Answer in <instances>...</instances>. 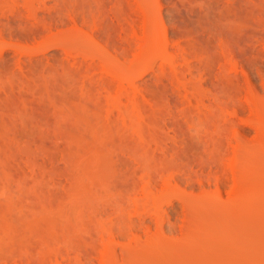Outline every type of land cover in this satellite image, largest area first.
I'll use <instances>...</instances> for the list:
<instances>
[{
	"label": "rangeland",
	"instance_id": "1",
	"mask_svg": "<svg viewBox=\"0 0 264 264\" xmlns=\"http://www.w3.org/2000/svg\"><path fill=\"white\" fill-rule=\"evenodd\" d=\"M19 1L23 3V0L17 3ZM39 1L35 0V5L36 2H43L45 7L54 4L52 0ZM127 1H131L128 8L133 4L127 14L132 10L129 14L134 16L138 12L140 18L142 7L146 10V7L151 9L152 5H158L154 6L153 10H157L151 16L153 18L156 13V22L152 19L155 34L148 36L150 40L156 36L155 40L161 43L158 41L160 45H157L153 40L155 46L149 44L151 40L146 42L149 50L147 46L142 47V18L137 19V24L130 25L132 28L127 26L130 30H127L130 34L127 38L131 36L132 46L127 45L124 68L120 54L114 57L118 49L116 52L112 46L108 53L115 51L114 62L108 54L102 58L104 61L100 57L97 60L98 55L94 53L87 59L91 50L87 52L82 44L89 35L84 37L83 30L75 33V28L77 31L88 29L79 22L82 20L80 10V16L73 13L77 16L75 22L68 21L64 27L58 24L59 28L56 24L51 29V34L59 38L63 30L66 31L64 38L61 37L63 40L75 37L71 45L70 41H62L68 50L61 45H50L44 53H33L35 56L29 52L33 44L32 29L27 25L16 28L24 36L29 33L27 37L31 38L25 41L26 37L19 33L17 38V32H14L16 36L11 35L8 24L6 27L5 23H0V31L3 30L0 55L1 48L4 49L0 56V61L3 57L4 62L0 63V264H264V35H261L264 33V12L258 9L262 8L261 4H255L261 6L256 7L261 11L258 12L253 0H244L255 9L254 13L257 11L252 14L247 8L249 17L246 12L242 15L246 8L243 6V11L238 3L235 4L237 1L218 3L216 0L222 7V15L217 17L222 18L228 10L230 16H226L235 18V22L231 17L229 25L228 20L226 26L224 23L223 28L216 29L220 25L215 26L213 23L218 22L211 21L217 18L218 12L213 9L215 18L205 19L210 15L206 8L214 7L215 0H203L199 6L201 10L197 6L202 0H188L196 6L193 3L191 6L187 0H180L182 4L177 0L181 13L188 12L192 19L198 9L207 13L204 17L200 12L204 19L201 22L207 20L212 29L204 23L202 28L207 26L206 30L200 32L195 29L199 26L195 21L199 13L191 21L196 27L189 25L184 29L178 17L176 22L172 19L170 23V17H164L170 6L165 0H151L152 7L144 2L147 0L136 1L139 4ZM230 1L240 9L234 7L236 13L239 10L237 16H233V12L231 15ZM257 1L261 3L262 0ZM8 3L2 4L4 7L0 9H7ZM43 6L41 11H46L47 7ZM38 9L36 11H40ZM40 12H36L37 16ZM258 13H262L261 16ZM94 15L100 17L98 13ZM183 17L186 19V15ZM96 19L94 17L97 23ZM91 21L94 23L93 19ZM250 24L258 30H253ZM92 26L91 32L100 27L95 25L92 30ZM29 27L33 28V22ZM67 28L72 31L71 35ZM89 30L85 31L91 33ZM47 31L40 36L52 32ZM216 32L222 35L216 36ZM79 33V41L84 38L80 43L76 41ZM136 33H140L138 38ZM244 33L253 36V40ZM202 34L209 35V42L204 45ZM7 39H11V43ZM7 41L15 43L9 46ZM100 42L97 45L103 44ZM73 43H78L76 47L81 50L86 48V51H79L75 47L80 54L76 57L86 61L76 62ZM202 46H210V51ZM153 47L161 51L154 53L152 51L157 48ZM162 47L167 49L162 50ZM23 49L31 57L28 58ZM5 50L9 53L7 57ZM142 50L144 52L139 54ZM66 51L75 52L70 55L74 58H68ZM33 57L41 60L35 58L38 62L35 59L32 62ZM55 59L57 62H53ZM80 68L86 73L93 69L96 74L89 73L92 78L83 74L85 72L82 75ZM75 70L79 73H74ZM106 76L109 80L104 82V87L112 86V90L110 88V95H106V101L105 95L102 101L97 98L100 100L97 103L103 106L99 107L98 103L97 110L93 105L95 101L91 104L90 98L95 93L100 95L101 91L99 94L97 91L103 87V82L99 81L107 79ZM88 77L94 84L97 81L89 86L95 91L91 92L92 96L87 95L91 83ZM98 83L102 86L96 91L93 86L98 87ZM122 83L125 86L120 90ZM85 87L89 89L84 93ZM173 97L176 103L172 102ZM175 120L181 122L177 121L181 127Z\"/></svg>",
	"mask_w": 264,
	"mask_h": 264
},
{
	"label": "bare ground",
	"instance_id": "2",
	"mask_svg": "<svg viewBox=\"0 0 264 264\" xmlns=\"http://www.w3.org/2000/svg\"><path fill=\"white\" fill-rule=\"evenodd\" d=\"M34 1H35V0H23V1H22V2H23L22 4H21V1H19L20 4H21V6H20V4H18L19 2L17 3V0H0V8L4 7V5H2V4H7L8 2H11V3H12L11 6H10L9 3H8V5L6 6L7 9H6V8L0 9V23H5V24H3V25H5L6 27H7V24H8L9 29H10V28L12 29V31H11V33H10L11 35L14 34V32H17L16 34H17V38H18V35H19L20 33H19V30H16V28L20 27V29H22L23 27L25 28V25H27V27H28L29 29H32V30H33V32H32V30H31V31L28 30V32L30 31L31 33H33V34H32V38H33V39L31 38V36H28V37L31 38L32 41H34V42L31 41V43H33V44H31V45L29 44V45L31 46V47L29 46V47H30L29 52H30V53L32 52L31 54L29 53L31 56H32L33 53H34V54H35V53H44L46 47H47V49H48V47H51L52 45H53V46L56 45V47H57V45H61V46H63V47H66V50H68V49H67V46H65L64 43H68V41H70V45H71V40H73V42H74V40H75L74 38H75V37H71V36H70V37H68V38H69V39L72 38L71 40H63V38H64L63 34L66 33V31H64V30H63V34H62L63 38H61L62 36H61L60 38H59V37H56L55 34H51V33H53L52 30H53L54 27H56V24H57V27H58V24L63 25V24L66 23V22L68 23V21H69V22H70V21L75 22V17H77L76 15H77L80 11H81V13H82L83 16H82V15L80 16L79 14H78V15H79L80 17H82V20H83V21L81 20V21H79V22H82L84 27H85V25H86V28H88V29H85V30L88 31V30L91 28V25H92V24H93L94 27H95V25H97V26H96L97 28L100 26V27H99L100 29L98 28V30L95 29V31H92V32L89 30V31L91 32V33L88 32L89 34H88L84 29H81V30L79 29V31H77L78 29L76 30V28H75V33H78V32L82 33L81 31L83 30V31L85 32V33H84V32L82 33V34H84V37L87 36V35H89V37H87L88 39L85 37L84 44L81 43L82 45H84V47H87V52H88V49L91 50L90 52H88V55H89V56L86 55L87 59H88V57H91V58H92V56H94V54H95V56L98 55V56L96 57V59L99 58V57L102 59V58H105L106 55L108 54L107 56L110 57V58H111V61L113 60V62H114V61H115L114 57H118V55L120 54L119 58L122 57L121 59H123V62H121V63H123L121 67H123V65H125V63H124L125 60H127V59H126V58H127V56H126V55H127V49H129V48L127 47V45H128L129 47L132 46V44L130 43V41H131V40H130V39H131V36H130V38H127V34H129V33H127V30L129 29V28L127 29V26H130L131 24L133 25L134 22L137 24V23H138V22H136L137 19H141V18H142V19H141L142 24H141V22L139 23V24L142 25L141 27H143V31L141 30V27H140V30H141L140 32H142V33H141V36H143V39L140 38V40H143V42H142V47H143V46H145V47L147 46V45H146V42H149V41L152 40V42L149 43V44H152V43H153V40L156 41L155 39H157L156 36H155V38L152 37V39L150 40L151 37L148 36L149 33H150L151 35H152V34H153V35L155 34L154 26H152V23H153L155 20H157V19H156V16H155L156 13H155V15H154L153 18L151 17V16H153V14H154L153 12H155V11L157 10V9H156V10H153V9H155L154 6H156L157 4H156V5H152V4L150 3L151 0H150V1H149V0H147V1H144V0H143V1L147 4V6H151V5H152L153 8H151V9H152L153 11H151L150 7H146V10H145V9H144L145 7H142V6H141V7L143 8V11L140 10V11H141V12H140L141 14H142V12H143L142 16H141V14L139 13L140 16H141V18L137 15V13H138L137 11H138V10L136 11L137 13L135 12L136 14H135L134 16H133V14H131L133 17L129 14V13H131V11H132V10H131V11L128 13V14L130 15V17L128 16V14H127V11H128V10H127V9H131L130 7H132L133 4H131V6L128 8V6H129L128 4H130L131 1H130L129 3H127V2H128L127 0H52V1L50 0L51 2L54 1V4H53L52 6H46V7L48 8V10H47V8L45 7V4H43L42 1H41V2H42V4H43L44 6H43L41 3H40L41 5H40V4L37 3V2H36V5H35V2H34ZM38 1H39V0H38ZM46 1H48V0H46ZM46 1H45L44 3H46ZM134 1H135L136 4H139V3L136 2V1H138V0H134ZM139 1L142 2V0H139ZM139 1H138V2H139ZM153 1H154V0H153ZM165 1H167V2L169 3V4H168V3H167V4L170 5L169 7H167V9H166L167 11L165 12L166 15L164 16L165 18H166V17H170L169 20H168L169 23H170V21H172V19H174V21H172V22H176L178 19L176 20L175 18L178 17V18H179V22H180V24H181L182 26L184 25V29H185V26H189V25H190V26L192 27L194 24H193L191 21H192L193 19L195 20V18L199 17V18H197V20H195V21H196V24L198 23L199 26L202 25L201 28L204 26V23H205V22H201V20L204 21V19H203V14H202V13H204V12H202L203 10L200 11V12H202V13H200V12H199V9L197 10L198 12H197L196 10L193 9L194 12L196 11L195 13H196L197 15H198V13H199L200 15H198V16L196 15L197 17L194 15V16H192V17H193V19H192L191 16H190V14H188V12L185 11L186 9H184L186 6L182 5V6H184L183 11L186 12V13H183V12H182V13H183V16L186 15V19H184V17L181 15V14H182L181 11H180L181 8H179V6L177 5V0H165ZM181 1H183V0H181ZM187 1H188V0H187ZM187 1H185V2H187ZM189 1H190V0H189ZM189 1H188V2H189ZM194 1H195V0H194ZM209 1H210V0H209ZM211 1H212V0H211ZM213 1H214V0H213ZM217 1H218V3H220V2L222 3L221 0H220V1L217 0ZM223 1H224V0H223ZM232 1H233V2H234V1L236 2V1H237L235 4L238 3V5H240V8H242L243 6H245L244 8H246V9L242 8V10H243V9L245 10V11L243 10L244 12H242V13H243V14H242L243 16H244V13L246 12V10L249 11V9H247V8H250V9H251L250 5H248V4H249L248 2H249L250 0H249V1L247 0L248 2H247V1H244V0H241V1H240V0H232ZM232 1H230V3H229V7H228V8H230V6H231V8H232V10H233V11H231V15H232V12H233V13H234L233 16H235L236 14L238 15L240 9H239L238 5H237V6H236L235 4H234V6L231 5V2H232ZM242 1H244V2L242 3ZM256 1H257V0H256ZM256 1L254 2V0H253L252 2L254 3V5H255V4H256V5H257V4H258V5L261 4L262 8H258V7H261V6H258V7H257L256 5H255L254 7H255V8L257 7L259 10H260V9H261V10L263 9L262 12H264V8H263V5H262V4H263L262 2H264V1L262 0L261 3H259L260 1H257L258 3H257ZM39 2H40V1H39ZM141 2H140V4H141ZM144 2H143V3H144ZM147 2L149 3V5H148ZM154 2H155V1H154ZM156 2H157V1H156ZM178 2L181 3L180 0H178ZM183 2H184V1H183ZM183 2H182V3H183ZM197 2H199V0H197ZM197 2H195V3L197 4ZM204 2H206V0H205ZM207 2H208V1H207ZM233 2H232V3H233ZM239 2H240V3H239ZM245 2H246V3H245ZM252 2H250V3H252ZM143 3H142V4H143ZM145 3H144V4H145ZM158 3H159V2H158ZM160 3H161V1H160ZM182 3H181V4H182ZM192 3H193V2H192ZM192 3H191V4H192ZM200 3L203 4V0L199 2V5L197 6L198 8H200V7H199V6H200ZM210 3H211V4L216 3V0L214 1V3H212V2H210ZM37 4H38V5H37ZM50 4H51V3H50ZM109 4H110L111 6H110ZM144 4H143V5H144ZM146 4H145V6H146ZM150 4H151V5H150ZM154 4H155V3H154ZM184 4H186V3H184ZM188 4H190V2H189ZM191 4H190V5H191ZM193 4H194V3H193ZM207 4H208V3H207ZM211 4H209V5H211ZM224 4H225V3H224ZM242 4H244V5H242ZM246 4H247V5H246ZM47 5H49V3H48ZM127 5H128V6H127ZM164 5H165V3H164ZM194 5H195V4H194ZM194 5H193V6H194ZM215 5H217V3H216ZM215 5H214V7H213V5H211L209 9H207L209 6H208V7L206 6V7H207L206 10H209L210 15H209V14L207 15V13L205 12L206 14L204 13V15H205L204 17H206V15H207V18H205V19L209 20V19L211 18V20H212L213 17L215 18V16L217 17V16H219V15H220V16L222 15V12H221V11H222V9H221L222 7H219V6H218L219 4H218L217 7L215 8ZM220 5H221V4H220ZM227 5H228V4H227ZM36 6H39V7H40V8L38 7L39 9L37 8V9L40 10V11H41V7L43 6L44 8H46V11H44V10H45L44 8H43L44 10L41 11V12H40V11H36V10H37V9L35 8ZM134 6L137 7L138 5L136 6V5L134 4ZM139 6H140V5H139ZM139 6H138V7H139ZM152 6H151V7H152ZM157 6H158V5H157ZM160 6H161V5H159V7H157L158 10H159ZM187 6H188V5H187ZM191 6H192V5H191ZM195 6H196V5H195ZM195 6H194V8H195ZM202 6H203V5H202ZM221 6H222V5H221ZM232 6H233V7H232ZM246 6H249V7H246ZM49 7H50V8H49ZM141 7H140V8H141ZM204 7H205V6H204ZM218 7H219V8H218ZM223 7H224V5H223ZM225 7H226V6H225ZM225 7H224V9H225ZM234 7H236V8L238 7V9H239V10H238V13H236L237 11H234V9H236V8H234ZM254 7H252V8L254 9ZM140 8H139V9H140ZM147 8H148L149 11H151L152 13H150V12L147 10ZM188 8H189V7H188ZM191 8H192V7H191ZM217 8H218V9H217ZM257 8H256V10H257ZM35 9H36V10H35ZM132 9H133V7H132ZM137 9H138V8H137ZM189 9H190V8H189ZM189 9H188V10H189ZM210 9H211V11H210ZM213 9H214L216 12H218L217 14H215V16H213V14L216 13V12H215ZM77 10H78V12H77ZM79 10H80V11H79ZM134 10H136V9H134ZM134 10H133V11H134ZM191 10H192V9H191ZM200 10H201V8H200ZM204 10H205V9H204ZM212 10H213L214 12H213ZM218 10H219V11H218ZM225 10H227V9H225ZM236 10H237V9H236ZM254 10H255V9H254ZM254 10L251 9L250 12H251L252 14H256L257 11H258V12H261V11L257 10L256 13H254ZM162 11H163V10H162ZM164 11H165V10H164ZM36 12H40V14L37 16L38 13H36ZM74 12H75L76 15L73 14ZM96 12H97L98 14H100V17H99V15H97V16H98L100 19H102V22H101V20H100L98 17H96V16L94 15V14H97ZM159 12H160V11H158V14H159ZM225 12H226V13H225ZM225 12H223V13H225V14L228 15V16H230V15L227 13L228 10L225 11ZM250 12H249V13L246 12L245 15H248V16L250 17V15H251ZM81 13H80V14H81ZM133 13H134V12H133ZM191 13H192V12H191ZM211 13H212V14H211ZM220 13H221V14H220ZM160 14H161V13H160ZM187 14H188V15H187ZM192 14H193V13H192ZM192 14H191V15H192ZM201 14H202V18L200 19ZM258 14H259V13H258ZM258 14H257V16H258L257 18H259V15L261 16L262 13H260L259 15H258ZM167 15H168V16H167ZM211 15H212V16H211ZM226 15H225V16L223 15L222 18H221V17H217V18H215V19H213V20L211 21V23L214 22V21H217V22H218V23H215V24L213 23V25H215V26H218V27H219V25H220L219 28H216V27H214V28H216V29H221V27L223 28L222 24L225 23L224 25L226 26V23L228 22V20H229L228 25H229V23H230L232 20L234 21V19H235L234 17L231 16L233 19H232L231 17H230V19H229ZM237 15H236V16H237ZM101 16H103V17L101 18ZM162 16H163V15H162ZM162 16H161V17H162ZM208 16H210V18H209ZM88 17H89V18H90V17H93V18H91V19H93V22H94V17H95V19L98 18V19H96L95 21L101 22V23H100L101 25H100L98 22H97L98 24H97L96 22H94V23H95V25H94V23H92L91 19H90V20L88 19L89 21L87 20ZM127 17H128V18H131V19L127 20ZM161 17H160V18H161ZM187 17H188V19H187ZM194 17H195V18H194ZM225 17H227V18H225ZM246 17H247V16H245L244 18H246ZM160 18H159V20L163 23V21H162ZM190 18H191V20H190ZM219 18H220V19H223V20H220L221 23H220V21H219ZM244 18L242 19L243 22H244V20H245ZM247 18H248V17H247ZM260 18H261V17H260ZM262 18H263V17H262ZM262 18H261V19H262ZM79 19H80V18H79ZM79 19H78V20H79ZM152 19H153L154 21H152ZM167 19H168V18H167ZM167 19H165V20H167ZM231 19H232V20H231ZM261 19H259V21H262L264 18H263L262 20H261ZM99 20H100V21H99ZM207 20H205L206 23H207ZM224 20H225V21H224ZM253 20H254V19H253ZM255 20L257 21V19H255ZM86 21H87V22H86ZM138 21H140V20H138ZM188 21L191 22V23H189ZM195 21H193V22L195 23ZM30 22H31V23L33 22V28H30V27H29ZM77 22H78V21H77ZM88 22H90V23L88 24ZM155 22H156V21H155ZM158 22H159V21H158ZM158 22H157V23H158ZM161 22H160V24H161L160 27L162 28V23H161ZM172 22H171V23H172ZM179 22H177V24H178ZM181 22L184 23V24H182ZM222 22H223V23H222ZM234 22H235V21H234ZM248 22L250 23V21H248ZM252 22H254V21H252ZM257 22H258V21H257ZM28 23H29V24H28ZM82 23H81V24H82ZM84 23H85V24H84ZM91 23H92V24H91ZM157 23H154V24H157ZM206 23H205V24H206ZM208 23H209V22H208ZM208 23H207L206 25H208L209 27H207L206 25H205V26H206L207 28H209V29H212V28H210V26H212V24L209 23V24H210V25H209ZM246 23H247V21H246ZM246 23H245V26H246L247 24H249V23H247V24H246ZM254 23H255V22H254ZM254 23H253V24H254ZM262 23H264V22H262ZM77 24H78V23H77ZM90 24H91V25H90ZM191 24H192V25H191ZM196 24H195V25H196ZM218 24H219V25H218ZM253 24H252V25H253ZM255 24H256V23H255ZM66 25H68V24H66ZM66 25H65V26H66ZM73 25H74V24H73ZM88 25H90V26L87 27ZM98 25H99V26H98ZM181 25H180V27H181ZM195 25H194V27H196ZM252 25L250 24L251 27H252ZM259 25H260V24H259ZM69 26H70V24H69ZM75 26H76V25H75ZM78 26H80V25H78ZM81 26H82V25H81ZM81 26H80V28H82ZM93 26H92V30H94V27H93ZM133 26H134V25H133ZM135 26H136V25H135ZM163 26H164V24H163ZM199 26H198V28H195L197 31H199L198 29H200V32H201V31L203 32L204 29L206 30V27H204V29H203V28L201 29ZM225 26H224V27H225ZM245 26H244V27H245ZM247 26H248V25H247ZM261 26H262V25H261ZM27 27H26V29H28ZM59 27H60V26H59ZM59 27H58V28H59ZM63 27H64V25H63ZM70 27H71V26H70ZM70 27H69V28H70ZM130 27L132 28V26H130ZM155 27H157V26H155ZM160 27H159V29H161ZM191 27H188V28L191 29ZM194 27H193V28H194ZM248 27H249V26H248ZM251 27H250V29H249L250 32H252L253 30H256V29H257V28L252 27V28H254V29L251 31ZM255 27H256V26H255ZM259 27H260V26H258V28H259ZM13 28H14L16 31H15ZM58 28H57V30H58ZM131 28H130V29H131ZM148 28H150V30H149ZM166 28H167V27H166ZM188 28H187V29H188ZM193 28H192V30H193ZM214 28H213V29H214ZM261 28H262V27H261ZM18 29H19V28H18ZM51 29H52V30H51ZM61 29H63V28H61ZM64 29H65V28H64ZM71 29H72V28H70V30H71ZM134 29H135V28H134ZM134 29H133V32H134ZM155 29H156V28H155ZM181 29H183V28H181ZM216 29H215V30H216ZM245 29H246V27H245ZM262 29H264V28H262ZM0 30H1V29H0ZM47 30H48V31H52V32H50V35H48V33H47V34H46L47 36H46V35L43 33L44 36H43V35L40 36V34H41L42 32L45 31V33H46ZM68 30H69V29L67 28V31H68ZM137 30H138V29H137ZM163 30H165V29H163ZM178 30H179V28H178ZM215 30H214V31H215ZM249 30H246V31L244 30V31L248 33ZM257 30H258V29H257ZM260 30H261V29H260ZM48 31H47V32H48ZM72 31H73V29H72ZM72 31H68V32H69L68 34L71 35L72 33H70V32H72ZM129 31H130V30H128V32H129ZM149 31H151V32H149ZM156 31H157V30H156ZM166 31H167V30H166ZM208 31H209V30H208ZM211 31H212V30H211ZM217 31H218V30H217ZM263 31H264V30H263ZM263 31H262V32H263ZM2 32H3V30H2ZM2 32L0 31V34H1ZM4 32H5V30H4ZM6 32H7V30H6ZM12 32H13V33H12ZM57 32H58V31H57ZM60 32L62 33V30L59 31V33H58L59 35H61ZM133 32H132V30H131L130 33L132 34ZM136 32H137V31H136ZM161 32H162V31H161ZM174 32H176V31H174ZM180 32H181V31H180ZM183 32H184V30H183ZM194 32H195V31H193V33H194ZM206 32H207V31H206ZM224 32H225V30H224ZM254 32H255V31H254ZM254 32H253V34L257 35L256 33H257L258 31H256V33H254ZM18 33H19V34H18ZM31 33H30V35H31ZM54 33H55V32H54ZM73 33H74V32H73ZM80 33H79L78 39H77L76 41H79ZM181 33H182V32H181ZM185 33H187L186 30H185ZM191 33H192V32H191ZM197 33H198V32H197ZM197 33H196V34H197ZM209 33H210V32H209ZM213 33H214V32H213ZM221 33H222V32H221ZM247 33H246V34H247ZM258 33H260V31H259ZM4 34H5V33H4ZM8 34H9V32H8ZM28 34H29V33H28ZM28 34L26 33V36H24V35H22V33H21L20 35H22L23 38L26 37V38H27V39L25 38V41H26V40L29 39V38L27 37ZM58 34H57V36H59ZM66 34H67V33H66ZM133 34L135 35V32H134ZM136 34H137V33H136ZM139 34H140V33H139ZM139 34H137V38H138V35H139ZM142 34H143V35H142ZM156 34H157V33H156ZM158 34H159V33H158ZM158 34H157V36H158ZM164 34H165V32H164ZM173 34H174V33H173ZM204 34H205V33H204ZM204 34L201 35V36L203 37V41H205V43H202L203 45L206 44L207 41L209 42V40H208L209 35L205 37V35H207V34H205V35H204ZM219 34H220V33H219ZM224 34H225V33H224ZM244 34H245V33H244ZM246 34H245V35H246ZM251 34H252V33H251ZM1 35H2V34H1ZM11 35H10V37H12ZM20 35H19V36H20ZM53 35H54V36H53ZM74 35H75V34H73V36H74ZM129 35H130V34H129ZM129 35H128V36H129ZM134 35H133V36H134ZM217 35H218V34H217V32H216V36H217ZM220 35H222V34H220ZM220 35H218V36H220ZM245 35H244V36H245ZM255 35H254V36H255ZM261 35L263 36L264 33H262ZM8 36H9V35H8ZM13 36H16V35L14 34ZM22 36H21V37H22ZM146 36H148V37H146ZM195 36H196V35H195ZM249 36H250V34H249ZM249 36L246 35L247 38H249ZM259 36H260V34H259ZM0 37H2V36H0ZM3 37H4V36H3ZM10 37H8V38H10ZM37 37H38V38H37ZM82 37H83V36H82ZM135 37H136V35H135ZM161 37L163 38V35H162ZM164 37H165V36H164ZM211 37H213V36H210V38H211ZM251 37H253V36H250V38H251ZM4 38H5V37H4ZM13 38H14V37H13ZM68 38H67V39H68ZM99 38H100V39L103 38V39H102V40H99ZM148 38H149V39H148ZM162 38H161V39H162ZM165 38H166V37H165ZM165 38H164L163 40L165 41V44L167 45V44H168V43H166V42H167V38H166V39H165ZM194 38H197V36L194 37ZM214 38H215V37H214ZM219 38H221V37H219ZM219 38H218V40H219ZM256 38H257V37H256ZM81 39L83 40L84 38H80V41H81ZM128 39H129V40H128ZM146 39H147V41H146ZM211 39H212V38H211ZM251 39L253 40V38H251ZM259 39H260V37H259ZM261 39H263V38H261ZM2 40H3V39L1 38V41H2ZM7 40H8V39H7ZM10 40H11V39H10ZM10 40H8V41L10 42ZM14 40H15V38H14ZM18 40H19V39H18ZM103 40H105L106 42L104 41V43H103ZM132 40H134V39H132ZM138 40H139V39H138ZM138 40L136 39V41H138ZM220 40H221V39H220ZM249 40H250V39H249ZM254 40H256V39L254 38ZM8 41H7V43L9 44ZM16 41H17V40H16ZM28 41H29V40H28ZM62 41L64 42V43H63L64 45L61 44ZM80 41H79L78 43H80ZM100 41H101V42H100ZM158 41H159V40H158ZM158 41H156V44H157ZM164 41H163V43H164ZM196 41H197V40H196ZM199 41H200V40L198 39V42H199ZM211 41L213 42L214 39L211 40ZM250 41H251V40H250ZM3 42H5V40H3ZM17 42H18V41H17ZM81 42H82V41H81ZM98 42L103 43L102 45L100 44V45L102 46L101 48H103V50L99 47L100 45H97ZM133 42H134V41H133ZM139 42H140V41H139ZM139 42H138V43H139ZM159 42H160V41H159ZM10 43H11V42H10ZM14 43H15V42H13L12 44H14ZM78 43H73V44L75 45L74 48H73L74 51H75L76 49H77V50L80 49V48H77L78 46L76 47V44L78 45ZM129 43H130V45H129ZM160 43H161V42H160ZM200 43H201V41H200ZM1 44H2V42L0 43V45H1ZM12 44H9V46H11ZM81 44H80L79 47H81ZM153 44L156 46L155 43H153ZM158 44H159V43H158ZM158 44H157V45H158ZM165 44H164V45H165ZM3 45L6 46L5 43H4ZM50 45H51V46H50ZM66 45H67V44H66ZM85 45H86V46H85ZM96 45H97V46H96ZM134 45H135V44H133V46H134ZM136 45H137V44H136ZM159 45H160V44H159ZM207 45H208V44H207ZM5 46H4V48H6ZM7 46H8V45H7ZM25 46L28 47V46H27V43H26ZM25 46H24V48L27 49ZM61 46H59V47L62 49ZM68 46H69V44H68ZM109 46H110V47L112 46L113 48H115L116 50H115V49H114V50H115L116 52H117V49H118L119 53H116V55L118 54L117 56H114V55H115V54H114V52H115L114 50H113L114 52H111L112 54L110 53V51H111L112 48H110ZM137 46H139V44H138ZM149 46H150V45H149ZM152 46H153V45H151L150 47H152ZM205 46H206V45H205ZM205 46H202V47H205ZM213 46H214V45L212 44V47H213ZM0 47H3V46L1 45ZM59 47H58V48H59ZM69 47H70V46H69ZM69 47H68V48H69ZM75 47H76V49H75ZM98 47H99L100 49H99ZM145 47H144V48H141V47H140V48L143 49V50H146ZM214 47H215V46H214ZM214 47H213V48H214ZM217 47H218V46H217ZM217 47H216V48H217ZM70 48H71V47H70ZM70 48H69V50H70ZM109 48H110V51H109V53H108ZM130 48H131V47H130ZM153 48H154V47H153ZM153 48H152V49H153ZM156 48H157V47H155L154 49H156ZM205 48H206V50L208 49V50H207L208 52L210 51V49H209L210 46H209V47H205ZM221 48H222V47H221ZM248 48H249V46L247 47V49H248ZM25 49H23V50L25 51ZM138 49H139V48H138ZM141 49H140V50H141ZM147 49L149 50V47H148V46H147ZM158 49H159V48L156 49L157 52H155L156 50H155V51L153 50L152 52H154V53H158L159 51H161V49H160L159 51H158ZM165 49H167V48L165 47V48L163 49V47H162V50H165ZM214 49H215V48H214ZM251 49H252V47H251ZM1 50H2V51H1V55H0V56H2V54H3L2 52H3L4 49L1 48ZM23 50H22V51H23ZM55 50H56V49H55ZM64 50H65V48H64ZM64 50H63V51H64ZM77 50H76V52H77ZM80 50H81V49H80ZM80 50H79V51H80ZM82 50H84V49H82ZM82 50H81V51H82ZM143 50H142L141 52L139 51V52H140L139 54H141L142 52H144ZM221 50H223V49H220V51H219V50H218V51L222 53L223 51H221ZM248 50H250V49H248ZM5 51H6V50H5ZM8 51H9V50H8ZM59 51H60V50H58V52H59ZM61 51H62V50H61ZM63 51H62V52H63ZM84 51H86V48H85ZM150 51H151V50H150ZM215 51H216V50H215ZM27 52H28V51H25V52H23V53H25V54L28 55ZM62 52H61V53H62ZM4 53H5V52H4ZM56 53H57V51H56ZM61 53H60V54H61ZM74 53H75V52H74ZM74 53L72 54V51H71L70 54H69V52L66 51V55L68 54V58L71 57L72 55H74ZM79 53H80V52H79ZM83 53H84V52H83ZM92 53H94V54H92ZM221 53H220V54H221ZM6 54H7V55H6L5 57L9 56V53H8L7 51H6ZM21 54H22V52H21ZM25 54H24V55H25ZM34 54H33V56H35ZM81 54H82V52H81ZM85 54H87V53H85ZM110 54H111V55H110ZM223 54H224V52H223ZM27 55H26V56H27ZM30 55H28V58H29ZM36 55H37V54H36ZM38 55H39V54H38ZM38 55H37V56H38ZM40 55H41V54H40ZM40 55H39V56H40ZM42 55H43V54H42ZM55 55H57V54H55ZM62 55H63V53H62ZM70 55H71V56H70ZM77 55H80V54H78V52H77V53L74 55L75 58H77V57H76ZM221 55H222V54H221ZM224 55H225V54H224ZM224 55H223V56H224ZM12 56H13V55H12ZM20 56H21V55H20ZM31 56H30V57H31ZM44 56H45V54H44L41 58H43ZM64 56H65V52H64ZM82 56H83V55H82ZM113 56H114V57H113ZM216 56H217V54H216ZM56 57H57V56H55V58H56ZM60 57H61V56H60ZM112 57H113V59H112ZM139 57H140V56H139ZM213 57H215V56H213ZM219 57H220V56H219ZM221 57H222V56H221ZM2 58H3V57H2ZM2 58H1V61H2ZM22 58H24V57H22ZM26 58H27V57H26ZM26 58H25V59H26ZM35 58H36V57H35ZM35 58L33 57V59L30 58V60H29V59H28V60L26 59V60H27V61H31V59H32V62H33ZM52 58H54V57L52 56ZM52 58H51V59H52ZM62 58H63V56H62ZM64 58H66V57H64ZM72 58H74V57H71L70 59H72ZM83 58H85V55H84ZM110 58H108V59H110ZM222 58H225V56L222 57ZM222 58H221V61H222ZM7 59L9 60V57H8ZM36 59L39 60L40 58L38 57V58H36ZM36 59H35V60H36ZM46 59H47V58H46ZM51 59H49V60H51ZM57 59H58V57H57ZM77 59H78V61H76L77 63L81 61V58H77ZM79 59H80V61H79ZM89 59H90V58H89ZM94 59H95V58H94ZM101 59H100V63H99V61H98V62L96 61V63H99L100 65H102L103 63L101 64V62L104 61L105 59H104V60L102 59V61H101ZM117 59H118V58H117ZM117 59H116V60H117ZM139 59H140V58H139ZM213 59H214V58H213ZM40 60H41V59H40ZM43 60H45V59L43 58ZM60 60H61V59H60ZM60 60H58V61H60ZM97 60H99V59H97ZM106 60H107V59H106ZM134 60L137 61L138 59L136 60V58H135ZM1 61H0V63H1ZM20 61H21V60H20ZM36 61H37V60H36ZM36 61H35V62H36ZM46 61H47V60H46ZM46 61H45V62H46ZM54 61L57 62L56 59L53 60V62H54ZM61 61H62V60H61ZM64 61H65V59H64ZM64 61H63V62H64ZM71 61L74 62L73 60H71ZM83 61H86V59L83 60ZM83 61H81V63H82ZM91 61H93V59H90V62H91ZM118 61L120 62V61H122V60H118ZM214 61H215V60H214ZM221 61H220V62H221ZM9 62H10V60H9ZM12 62H13V60H12ZM17 62H18V60H17ZM23 62H24V61H23ZM37 62H38V61H37ZM47 62H49V61H47ZM63 62H62V63H63ZM66 62L68 63V61H66ZM66 62H65V63H66ZM72 62H71V63L69 62V63H70L71 65H74V63L72 64ZM88 62H89V61H88ZM90 62H89V63H90ZM217 62H219V61H217ZM2 63H4V62L2 61ZM81 63H80V64H81ZM94 63H95V61H94ZM94 63H93V64H94ZM75 64H76V63H75ZM90 64H91V63H90ZM90 64H89V65H90ZM99 64H98V65H99ZM68 65H69V64H68ZM71 65H70V67H72ZM78 65H79V64H78ZM82 65H83V64H82ZM84 65H85V64H84ZM84 65H83V66H84ZM95 65H96V64H95ZM95 65H93V67H94ZM74 66H75V65H74ZM76 66H77V65H76ZM83 66H82L81 68H83ZM77 67H78V66H77ZM79 67H80V66H79ZM93 67H92V68H93ZM124 67H125V66H124ZM124 67H123V68H124ZM72 68H73V67H72ZM72 68H71V69H72ZM81 68H80V72H81V74H82V72H85V73H83V74H88V76H90L91 74H94L93 72H94L95 70L93 71V69H92L91 72H89V71H90V69H89L88 72L91 73V74L89 75V73H86V71H82ZM85 68L88 69V67H85ZM95 68H96V67H94V69H95ZM97 68H98V66H97ZM126 69H127V66H126ZM76 70H77V69H76ZM76 70L74 71V73H75V72H78V73H79V71H76ZM83 70H86V69H83ZM121 70H122V69H121ZM123 70H124V69H123ZM71 71H72V70H71ZM125 71H126V70H125ZM125 71H124V72H125ZM176 71H177V70H176ZM191 71H192V70H191ZM122 72H123V71H122ZM139 72H140V71H139ZM142 72L144 73L145 71H142ZM142 72H140V73H142ZM178 72H180V71H178ZM71 73H72V72H71ZM78 73H76V74H78ZM110 73H111V72H110ZM140 73H139V74H140ZM189 73H190V72H189ZM83 74H82V75H83ZM95 74H96V73H95ZM95 74H94V75H95ZM124 74H125V73H124ZM175 74H176V73H175ZM72 75L75 76L73 73H72ZM79 75H80V74H79ZM79 75H78L77 77L80 79V78H81V77H80L81 75H80V76H79ZM125 75H126V74H125ZM140 75H141V74H140ZM173 75H174V74H173ZM189 75H190V74H189ZM191 75H193V73H192ZM84 76H85V75H84ZM77 77H76V78H77ZM85 77H86V76H85ZM85 77H84V78H85ZM90 77H91V76H90ZM92 77H93V76H92ZM92 77H91V78H92ZM94 77H95V76H94ZM97 77L100 78L101 76H97ZM106 77H107V79L103 77V78H104L103 81H101V80H100V81L98 80V81H99V82H103V83H102V84H103V87H102V88H103L105 91L109 92V90H110V88H111L112 86H111V87H108V89H107V86L104 87V84L106 83V80H107V81L109 80V79H108V76H106ZM171 77H172V75H171ZM91 78L88 77V80H90ZM99 78H98V79H99ZM103 78H102V79H103ZM126 78H127V77H125L124 79H126ZM85 79H86V78H85ZM76 80H77V79H76ZM92 80H93V79H91L90 82H91ZM111 80H112V79H111ZM79 81H81V80H79ZM82 81H83V76H82ZM94 81H95V80H94ZM112 81H113V80H112ZM112 81H111V82H112ZM124 81H125V80H124ZM83 82H85V81H83ZM87 82H89V81H87ZM87 82H86V83H87ZM90 82H89V83H90ZM96 82H97V81H96ZM96 82H95V84H97ZM104 82H105V83H104ZM121 82H122V80H121ZM92 83L94 84V82H91V83H90L91 85L89 84L88 87H89V86L92 87ZM107 83H108V82H107ZM87 84H88V83H87ZM95 84H94V85H95ZM98 84H99V83H98ZM109 84H110V81H109ZM109 84H108V86H109ZM114 84H115V83L113 82V86H114ZM120 84H121V83H120ZM122 84H123V85L119 86V89H120V90H121L120 87H123V86L127 85V82H126L125 85H124V83H122ZM81 85H82V83H81ZM81 85H80V86H81ZM105 85H106V84H105ZM110 85H112V83H111ZM83 86H86V85H84V83H83ZM97 86H98V87L93 86V87L95 88L96 91H97V89H99V86L101 87L102 85L99 84V85H97ZM81 87H82V86H81ZM88 87H87V88L85 87L86 89H84L83 92H84L85 90L87 91V89L90 88V92L87 91V92H88L87 95H90V94H91L90 96H92V93H91V92L93 91V94H94L95 91H94V90L91 91V87H89V88H88ZM94 88H92V89H94ZM96 88H97V89H96ZM102 88H100V89H102ZM125 88H127V87H125ZM81 89H83V88H81ZM100 89L97 91V93H98L99 91H101L100 95H102V96H100V95L97 96L96 93H95L94 95H96L97 97H94V95H93V96L90 98V99H92V100L90 101L91 104H93V103H94L93 101H95V104H93V105L96 107L97 110H98V108H97L98 105H97V104L99 103V102L97 103V101H100V100L102 99V97L104 98V95H105V97H106L107 94L110 95V92H109V93H105V92H104V93H105V94H104V93H103L104 90L102 89V90H103V91H102V90H100ZM111 90H112V88H111ZM123 90H124V88H122V93L124 92ZM125 90H126V89H125ZM86 91H85V92H86ZM85 92H84V93H85ZM125 92H126V91H125ZM102 93H103V94H102ZM19 94H20V93H19ZM98 94H99V93H98ZM124 94L126 95V93H124ZM17 95H18V94H17ZM109 95H107V96H109ZM171 95H172V94H170V96H171ZM21 96H23V95H21ZM90 96H88V99H89ZM99 96H100L101 98H99ZM176 96H177V95H176ZM176 96H174V97H176ZM14 97H15V96H14ZM16 97H18V96H16ZM93 97L95 98V100H93V99H94ZM165 97H167V96H165ZM171 97H172V96H171ZM174 97L171 98V99H173V100H172L173 103H176V102H174V101H175V100H174ZM97 98L100 99V100H98ZM168 98H169V96H168ZM105 99L107 100V97L104 98V100H105ZM169 99H170V98H169ZM176 99H177V98H176ZM106 100H105V101H106ZM101 101H102V100H101ZM176 101H177V100H176ZM170 102H171V100H170ZM100 103H101V102H100ZM100 103H99V107L102 106ZM93 105H92V106H93ZM96 105H97V106H96ZM100 105H101V106H100ZM102 107H103V106H102ZM102 107H101V108H102ZM93 108H94V107H93ZM99 110H100V108H99ZM109 110H110V109H108L107 111L109 112ZM109 113H111V111H110ZM109 113H108V114H109ZM183 114H184V116H185V112H184ZM183 114H182V115H183ZM109 115H110V114H109ZM111 115H112V113H111ZM106 116H107V115H106ZM186 116H187V115H186ZM186 116H185V117H186ZM107 118H108V117H107ZM175 121H176V120H175ZM177 121H178V120H177ZM177 121H176V124H177ZM180 121H181V120H180ZM178 122H179V121H178ZM182 122H183V121H182ZM179 123H181V122H179ZM182 124H183V123H182ZM179 125H180V124H177V126H179ZM179 127H181V126H179ZM190 141H191V140H190ZM191 142H192V141H191Z\"/></svg>",
	"mask_w": 264,
	"mask_h": 264
}]
</instances>
